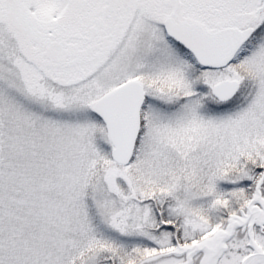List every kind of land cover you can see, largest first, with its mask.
Segmentation results:
<instances>
[{
    "label": "snow or ice",
    "instance_id": "snow-or-ice-1",
    "mask_svg": "<svg viewBox=\"0 0 264 264\" xmlns=\"http://www.w3.org/2000/svg\"><path fill=\"white\" fill-rule=\"evenodd\" d=\"M0 264H264V0H0Z\"/></svg>",
    "mask_w": 264,
    "mask_h": 264
}]
</instances>
